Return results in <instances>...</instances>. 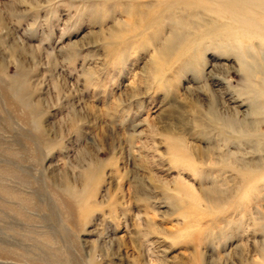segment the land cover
<instances>
[{
    "label": "rangeland",
    "instance_id": "1",
    "mask_svg": "<svg viewBox=\"0 0 264 264\" xmlns=\"http://www.w3.org/2000/svg\"><path fill=\"white\" fill-rule=\"evenodd\" d=\"M123 21L105 0H0V264H186L200 232L215 264L259 263L264 181L246 192L208 152L263 157L264 127L224 103L254 113L264 87L199 36L155 63L157 45L115 34ZM214 68H230L227 87ZM12 87L21 99L4 97ZM69 189L86 191L84 209ZM206 191L227 203L209 222L190 213Z\"/></svg>",
    "mask_w": 264,
    "mask_h": 264
},
{
    "label": "bare ground",
    "instance_id": "2",
    "mask_svg": "<svg viewBox=\"0 0 264 264\" xmlns=\"http://www.w3.org/2000/svg\"><path fill=\"white\" fill-rule=\"evenodd\" d=\"M105 2L107 4H119L127 19V21L120 23L118 30L114 31L115 34L124 38L129 37V40L134 42L142 41L152 46L157 45L154 51L155 56L153 55L155 63L159 61L163 63L168 59V55H175L182 46V53H188L189 50H186V44L183 41L186 39L190 43V40L199 36L200 39L197 38L195 41L200 40L201 43L207 38L221 44L225 52L231 54L237 61L235 62L237 66H233L234 69L244 72L247 78L256 80L259 83L258 87H264V0H105ZM166 28L169 29L168 37L159 44L160 39L157 37H161ZM187 45L189 44L187 43ZM170 46L174 49L171 51L172 54L167 53L166 50ZM229 72L230 68L221 70L214 68L209 72L208 78L220 85L226 84L227 87L228 84L223 75ZM17 91L18 89L12 87L9 90H2V93L5 98H9L11 95L19 100L22 97V92H19L20 89ZM223 94L226 92L221 93L220 96L223 97ZM257 95H261L264 101V91H257ZM19 102L22 104L23 100ZM228 102L226 103L225 99V103H223L229 111L242 115L243 119L240 121L244 126L250 129L264 127V102L257 104L258 107L254 113H250L246 109L241 110L244 105L238 104L236 99L232 97L229 98ZM262 134L264 139V131ZM173 143L178 149L177 154H181L183 159L190 162L194 160L195 156L192 150H187L185 141L181 136H175ZM208 154L210 164L213 166L225 165L229 169L232 168V172H236L237 175L241 173L243 185H247L246 192L251 191L256 183L264 181V155L258 160L245 161L237 160L236 154L233 152L224 155L212 149ZM246 156L245 154L244 157ZM67 192L68 198L79 209H84L86 203L91 200V198L86 197V191L80 193L69 189ZM202 195L203 197L196 198L194 206H190L192 210L190 213L191 215H198L199 212H202L204 214L203 217L198 216L199 221L203 219L208 222L213 221V219L209 220V217H212V211L222 210L227 203L224 202V199H220L221 193L217 191H206ZM184 225L187 226L189 223L185 222ZM206 236L202 232L198 234L200 242L195 245V249L191 252L186 264H215L212 256L202 250L206 243ZM261 243L262 246L256 253L257 259H259L257 264H264V240ZM238 248L240 245L233 247L230 252L232 253ZM0 250L2 251V248ZM70 261L69 263H75L74 260Z\"/></svg>",
    "mask_w": 264,
    "mask_h": 264
}]
</instances>
